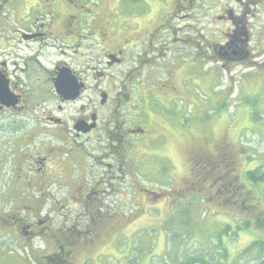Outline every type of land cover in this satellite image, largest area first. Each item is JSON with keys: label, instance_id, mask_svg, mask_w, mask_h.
<instances>
[{"label": "rangeland", "instance_id": "374dc122", "mask_svg": "<svg viewBox=\"0 0 264 264\" xmlns=\"http://www.w3.org/2000/svg\"><path fill=\"white\" fill-rule=\"evenodd\" d=\"M170 1L163 0L168 4ZM205 1L199 0L202 34V29H211L207 19L202 23L203 13L214 18L223 4L230 3L208 0L206 5ZM110 2L103 0V4ZM214 28L219 36L220 26ZM249 31L251 66L237 67L234 63L230 72H224L217 64L211 69L200 65L195 72L190 71L186 82L182 72L185 62L172 71L170 82L180 95L169 106L181 112V131L178 137L165 131L164 140L155 143L144 157L140 152L132 153L127 172L133 177L121 175L120 186L116 185L119 198L104 197L108 204L110 199L115 202L116 210L112 206L111 214L116 216L111 218L99 211V197L87 193L101 179L87 153L93 150L90 146L72 149L70 133L42 128L41 108L39 122L35 120L38 116L0 114V126H4L0 134H7L8 142L21 122L39 128L31 144L18 147L16 159L9 154L11 143L0 142V264H184L196 258L210 264H264V4L256 11ZM208 39L200 37L201 53ZM117 40L111 39V43L120 45ZM219 61L216 58L214 63ZM211 74L214 78L208 80ZM165 84L150 89L154 95H161ZM186 84L191 85L187 91L192 96ZM53 103H48L47 110H52ZM85 103L84 99L64 107L60 117L70 125L78 106ZM155 120L149 126H158ZM220 144H225L229 153L216 155L214 151ZM94 148L95 154L103 151L98 145ZM42 150L50 151L47 164L54 161L48 180L42 183L44 196L39 195L36 184L32 188L26 174L32 168L39 169L40 164L33 167L32 163ZM197 150L214 155V172L220 174L201 182L191 180L195 172L190 152ZM154 155L166 157L162 160ZM135 165H142L144 170H136ZM165 167L167 177L158 173ZM62 176L63 180L57 182ZM98 183L100 190L109 192L105 183ZM145 187L167 195L153 200L143 191ZM132 205L134 209H129ZM32 206L37 209L36 217L30 220L38 224L34 227L40 234L36 238L28 237L25 229L14 235L9 226L1 224L11 214L27 216ZM76 228H88L86 243L60 240ZM59 246L66 248L61 257L64 261H51Z\"/></svg>", "mask_w": 264, "mask_h": 264}, {"label": "flooded vegetation", "instance_id": "af4514ba", "mask_svg": "<svg viewBox=\"0 0 264 264\" xmlns=\"http://www.w3.org/2000/svg\"><path fill=\"white\" fill-rule=\"evenodd\" d=\"M207 2L203 3L209 5ZM263 4L264 0H230L214 18L203 13L202 23L207 19L211 29H202V34L199 0H171L169 4L163 0L153 4L150 0H111L108 4H103V0H0V114L38 116L35 120L39 122L41 108L42 128L70 133L72 149L90 146L93 150L87 153L101 179L87 193L92 198L99 197L95 198L100 212L108 218L116 216L111 214L115 202L110 199L108 204L107 200L119 198L121 175L133 177L128 173L132 153L140 152L144 157L155 143L164 140L165 131L175 137L181 131V112L169 106L180 95V90L170 82L172 71L185 62L187 66L182 72L186 82L190 71L195 72L200 65L211 69L217 64L224 72H230L234 63L237 67L251 66L249 24ZM216 24L220 26L219 36ZM212 34L218 39L212 38ZM200 37L209 38L204 42L203 53ZM111 39L120 40V45H113ZM216 58L220 61L214 63ZM210 76L208 80L214 78ZM160 84H165L161 95H154L150 87ZM190 86L186 84V91ZM84 99L86 103L78 106L77 116L67 125L60 117L64 107L75 106ZM52 101V110H47ZM155 119L158 131L149 126ZM38 129V125L34 129L21 122L11 142L5 140L7 134H0V142L11 143L9 154L16 159L18 147L31 144L33 137H38L34 134ZM95 145L100 151L103 149L100 154H95ZM218 152L222 156L229 153L225 144L217 146L214 153L219 155ZM39 155L32 163L33 167L40 164L39 169L32 168L26 174L32 188L36 184L35 189L44 196L42 183L48 180L54 161L47 164L50 151L42 150ZM158 156L162 160L166 157L154 158ZM190 156L195 172L191 180L201 182L220 174L214 172V155L197 150L190 152ZM135 168L144 170L142 165ZM165 168L158 172L163 177H167ZM62 180L63 176L57 178V182ZM99 181L105 183L109 192L99 189ZM145 188L143 191L153 200L167 195ZM76 193L81 194L80 190ZM105 196L108 198L104 199ZM36 210L32 206L27 216L8 215L1 224L9 226L14 235L25 229L28 237L36 238L40 235L34 230L38 224L30 221L36 217ZM74 231L60 240L86 243L88 228ZM65 249L59 246L49 259L60 260Z\"/></svg>", "mask_w": 264, "mask_h": 264}, {"label": "trees", "instance_id": "16d2710c", "mask_svg": "<svg viewBox=\"0 0 264 264\" xmlns=\"http://www.w3.org/2000/svg\"><path fill=\"white\" fill-rule=\"evenodd\" d=\"M259 244H262V243H259ZM184 264H210V263L207 261H204L203 259L196 258V259L189 260L185 262ZM215 264H218V263H215Z\"/></svg>", "mask_w": 264, "mask_h": 264}]
</instances>
